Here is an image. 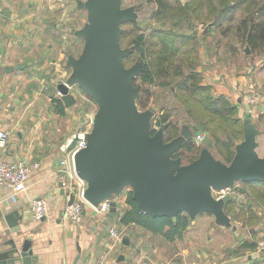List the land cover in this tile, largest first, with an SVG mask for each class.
Here are the masks:
<instances>
[{
  "label": "crops",
  "instance_id": "0c3cea01",
  "mask_svg": "<svg viewBox=\"0 0 264 264\" xmlns=\"http://www.w3.org/2000/svg\"><path fill=\"white\" fill-rule=\"evenodd\" d=\"M87 24V13L78 9L77 3H0V130L9 134L7 150H0V162L39 164L30 172L21 193L12 196L0 189V264H22L20 250L26 241L32 264H264V252L256 249L257 243L264 240L261 205L249 213L227 201L219 217L182 213L187 217V228L181 237L173 239L141 224L125 223L130 210L125 194L110 200L116 206L108 212H95L84 205L79 221L64 218L70 197L61 181L59 149L71 135L86 127L97 107L81 91L70 108L53 102L58 99L57 78L69 77L70 64L82 51L81 33ZM208 67L211 71L214 68ZM208 67H201L203 83L235 101L244 125L249 123L257 133L251 147L255 159H261L256 150L264 151V143L260 142L264 137V100L248 106L243 74L237 73L229 81L222 74L224 70L210 72ZM220 78L228 82L219 83ZM32 200H43L48 208L41 221L31 217ZM11 213H17L15 224L5 220ZM111 229L122 234L120 243L109 237Z\"/></svg>",
  "mask_w": 264,
  "mask_h": 264
},
{
  "label": "water",
  "instance_id": "95a60500",
  "mask_svg": "<svg viewBox=\"0 0 264 264\" xmlns=\"http://www.w3.org/2000/svg\"><path fill=\"white\" fill-rule=\"evenodd\" d=\"M121 6L122 0L77 2L78 9L87 13L88 24L81 33L82 51L70 64L66 84L91 98L97 107L86 148L74 156L76 174L87 184L85 199L97 206L129 188L142 213L151 217L174 219L182 213L219 217L230 197L216 200L213 193L236 183H264V158L255 159L251 147L257 133L249 123L244 125L243 142L235 147L228 165L217 162L205 150L187 165H181L179 158L172 159L181 146L192 142L193 132L183 127L178 138L165 143L168 124L153 132L155 111L137 108L139 89L132 83L141 65L138 62L126 68L124 59L130 51L119 45L121 27L135 24V15L133 9ZM57 91L66 108L75 104L74 95L64 84H59ZM73 199L70 196L68 204ZM109 204L110 208L116 206L115 202ZM17 218V213H11L5 220L15 224ZM19 257L22 264H32L29 242L23 243Z\"/></svg>",
  "mask_w": 264,
  "mask_h": 264
},
{
  "label": "trees",
  "instance_id": "16d2710c",
  "mask_svg": "<svg viewBox=\"0 0 264 264\" xmlns=\"http://www.w3.org/2000/svg\"><path fill=\"white\" fill-rule=\"evenodd\" d=\"M260 1L189 0L182 3L181 0H138L133 4L139 15L137 25L126 23L121 27L124 31L119 37V45L121 49H130L124 65L132 59H138L141 65V71L132 83L141 89L136 106L140 110L147 108L152 98L151 89L159 88L168 99L170 97L176 103L180 99L179 106L184 112L173 119L172 113L166 109L158 117V126L168 124L163 139L165 143L178 137L182 129L178 128L187 126L193 133L205 132L206 148L222 162H231L235 147L243 141L244 123L233 99L218 94L203 83L198 49L208 35L198 34L196 25L208 26L209 35L220 31L229 40H238L251 53L261 54L264 52V2ZM53 103L62 105L58 99ZM171 107L177 109L175 104ZM188 145L185 146L189 148ZM179 157L183 156L174 154L172 159ZM195 159L188 158L187 164ZM242 184L247 186L252 203L240 208L235 200H228L229 205L233 203L236 208L249 213L255 206L264 207V183ZM242 190L244 192L245 188ZM126 203L130 210L125 223L141 224L169 239L181 237L187 228V217L182 214L174 219L145 215L130 193L126 196Z\"/></svg>",
  "mask_w": 264,
  "mask_h": 264
},
{
  "label": "built area",
  "instance_id": "2783aa9c",
  "mask_svg": "<svg viewBox=\"0 0 264 264\" xmlns=\"http://www.w3.org/2000/svg\"><path fill=\"white\" fill-rule=\"evenodd\" d=\"M2 0H0L1 3ZM80 0H54L57 4L65 5L67 3L76 4ZM65 79L57 78L58 84H64L69 91L72 92L75 90L73 87H70L66 84ZM252 87L251 85L249 88ZM247 93L249 95L252 93V89H248ZM251 96V95H250ZM56 97L59 99L61 97L60 93L56 92ZM75 97V95H74ZM93 126V116L88 118V122L86 127L76 133L73 134L66 140V142L60 146V152L62 154V158L60 160V174L62 185L67 193V196H73V201L71 204H68L64 211V218L66 220L71 221H79L82 215V210L84 205L89 206L93 211L104 213L110 210V202L104 201L97 206H94L90 202L85 199V191L87 189V184L83 180H81L75 171L74 167V156L81 150L86 148L87 138L90 134ZM160 126H158V116L156 114L153 115L151 121V129L153 132H157ZM204 140V135L201 133H194L192 137V142L194 144H200ZM9 142V134L3 130H0V150L6 151ZM39 168V164L37 162L32 164H27L26 162L20 160L12 163H3L0 162V189L11 194L12 196L21 193L25 190L26 184L32 170ZM215 199L220 200L225 196L230 197L235 200L237 205L240 208H244L252 203L251 195L244 194L242 188H238L236 184L225 191L214 193ZM68 197V198H69ZM29 211L31 217L34 221L43 220L48 214V208L43 200H32L29 204ZM109 237L113 242H121L123 236L118 231L111 229L109 231ZM256 249L260 252H264V240H260ZM86 264H103V263H86ZM114 264V263H109Z\"/></svg>",
  "mask_w": 264,
  "mask_h": 264
},
{
  "label": "rangeland",
  "instance_id": "374dc122",
  "mask_svg": "<svg viewBox=\"0 0 264 264\" xmlns=\"http://www.w3.org/2000/svg\"><path fill=\"white\" fill-rule=\"evenodd\" d=\"M137 1L138 0H122V6H121L122 9H133L134 10V15H135V24L134 25H137V20L139 18V15H137L135 12V6L133 5ZM187 1H189V0H181L182 3H185ZM258 1H260V0H258ZM263 2H264V0L262 1V3ZM240 16H242V15H240ZM262 18L264 19V15L262 16ZM196 27H197L198 34L203 33L205 35H208L207 38L205 39V41H203V44H202L203 46L199 47V49H198V52H199V55L201 58L202 69H203V65L207 66V67H208V65H210V66L214 67V68H212V71H211V68H209V67L207 68V70H209L210 72H215V69L217 71L219 69L221 71L224 70V73H222V74L227 76L226 78L229 81H230L231 76L234 77V76H236L237 73H241L244 75L242 77V79H244L246 82L245 87H244V85L242 87L244 89L243 93H244V96L246 99L245 102L248 104V106H254V105L256 106L257 104H259V101L261 99L264 100V52L261 54L251 53V51L247 47H245V45L241 44L238 40H236V39L229 40V38L222 36L220 31H216V33L209 35V32H208L209 27L208 26L203 27L202 25H196ZM122 31H124V30H122ZM126 50L130 51V49H126ZM80 53H81V51H80ZM80 53H79V55H80ZM79 55L77 57H79ZM134 61H135V59L134 60L132 59V61L128 62L125 65V67L131 68L132 66H134L136 63L139 62L138 59L135 62ZM207 73H209V72H207ZM218 73H219V71H218ZM226 78L224 80H222L220 78L219 83H223V82L227 83L228 81L226 80ZM250 85L252 87L249 88ZM136 88L139 89V93H140V91H141L140 87L138 86ZM248 89H252V93L250 94L251 96L249 95V93H247ZM151 91H152V98H150V100L148 101L149 103H148L147 108L140 110L137 107L141 112L147 111V109L149 108L150 110L155 111L154 114H156V116L160 117L163 114V112L167 109L166 110L167 112L172 113L173 119L175 117H179L182 114H184L183 109H180V106H179V104L181 103L180 99L178 100V103H176L175 100L171 99L170 97L168 99L165 96V94L161 91V89H159V88H152ZM78 93H80V91H78L77 89H75L73 91V95H75V96H77ZM238 93H236L237 97L240 96ZM171 104H175V107L177 109L172 110ZM86 121H87V118L85 117V123H86ZM85 123H84V126H85ZM261 123H262L261 124L262 128L264 129V118H263V121H261ZM183 127H187V126H183ZM183 127L178 128V130H180ZM187 128H189V127H187ZM198 132L205 136V132H202V131H198ZM164 134H165V132H164ZM178 136H179V133H178ZM165 138H166V135H165ZM163 139H164V135H163ZM173 140H171V141H173ZM258 140L259 139H257V141ZM205 141L206 140H203V142L200 144H194L193 142H191V143L187 142L183 146H181L176 151L175 154H181L183 156V157H179V159H180L182 164L184 163V165H187L188 158L196 157V159H197L199 154L204 150L207 151L209 154H211L212 157L217 158V156L215 155V153H213L212 150H208L206 148L207 146H206ZM260 142L264 143V137L263 136L260 137ZM186 144H189L188 145L189 148H187L185 146ZM198 151H200V152H198ZM256 152H257V155L259 157H261V158L264 157V151L263 150L257 149ZM223 163L224 162H222V164ZM223 165H225V163ZM236 186L238 188H245L244 187L245 185H243L242 183H236ZM130 192H131V189L126 188L123 190L122 194L127 195ZM244 194L250 195V193L248 192V189L245 188ZM215 196L216 195H214V193H213V198ZM232 200H234V199L232 198Z\"/></svg>",
  "mask_w": 264,
  "mask_h": 264
},
{
  "label": "flooded vegetation",
  "instance_id": "af4514ba",
  "mask_svg": "<svg viewBox=\"0 0 264 264\" xmlns=\"http://www.w3.org/2000/svg\"><path fill=\"white\" fill-rule=\"evenodd\" d=\"M188 143H191V142H188Z\"/></svg>",
  "mask_w": 264,
  "mask_h": 264
},
{
  "label": "bare ground",
  "instance_id": "6f19581e",
  "mask_svg": "<svg viewBox=\"0 0 264 264\" xmlns=\"http://www.w3.org/2000/svg\"><path fill=\"white\" fill-rule=\"evenodd\" d=\"M153 213V212H152Z\"/></svg>",
  "mask_w": 264,
  "mask_h": 264
}]
</instances>
